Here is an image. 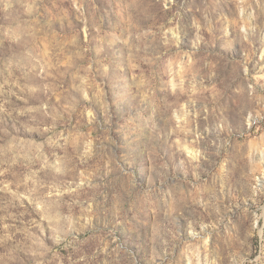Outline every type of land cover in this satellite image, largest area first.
Instances as JSON below:
<instances>
[{"label": "rangeland", "instance_id": "374dc122", "mask_svg": "<svg viewBox=\"0 0 264 264\" xmlns=\"http://www.w3.org/2000/svg\"><path fill=\"white\" fill-rule=\"evenodd\" d=\"M0 264H264V0H0Z\"/></svg>", "mask_w": 264, "mask_h": 264}]
</instances>
